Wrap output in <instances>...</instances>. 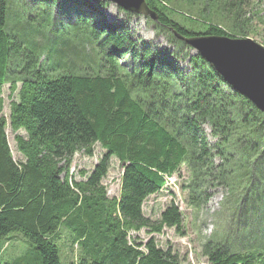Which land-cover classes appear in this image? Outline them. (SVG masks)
Returning <instances> with one entry per match:
<instances>
[{
  "label": "trees",
  "instance_id": "trees-1",
  "mask_svg": "<svg viewBox=\"0 0 264 264\" xmlns=\"http://www.w3.org/2000/svg\"><path fill=\"white\" fill-rule=\"evenodd\" d=\"M10 1L0 0V108L7 84L9 127L24 136H15L22 157L15 162L7 121L0 117V264H182L152 237L143 243L130 234L159 235L168 228L183 235V217L173 202L157 221L143 213L144 202L183 165L192 192L222 188L235 205L236 222L227 233L201 246L205 263L264 264V113L172 35L239 39L246 24L241 4L208 0L199 8L201 0H145L158 20L144 19L166 31L174 47L163 51L135 38L124 23L106 21L89 5L94 1L77 0L75 19L59 25H76L80 43L98 57L88 74L89 58L82 66L87 70L73 72L65 59L53 57L57 50L43 58L44 50L23 27L9 32ZM29 3L56 21L51 10L57 1ZM96 145L103 155L75 181L71 159L77 152L91 157ZM112 158L122 173L118 197L109 198L102 182ZM200 194L190 195L187 206H204L208 195ZM12 233L29 247L7 260ZM63 248L74 260L61 257Z\"/></svg>",
  "mask_w": 264,
  "mask_h": 264
},
{
  "label": "rangeland",
  "instance_id": "rangeland-1",
  "mask_svg": "<svg viewBox=\"0 0 264 264\" xmlns=\"http://www.w3.org/2000/svg\"><path fill=\"white\" fill-rule=\"evenodd\" d=\"M29 1L32 0H11L9 2L8 31L17 32L23 27L24 33H28L29 40L35 42L41 50H44L43 58L48 56V50H57V56L53 57L59 56L61 59H65L63 61L67 62L73 72L80 73L83 70H87L85 69L87 66L85 68L82 66L84 65L83 61L89 58V70L86 73L93 74L92 69H95L98 57L91 49V46L86 45V43H80V38H77L76 25H68L66 22L62 26L59 25L62 24V19H75L72 15L78 14V12L73 11L74 4L72 3L77 0H55L57 3L51 10L53 18L56 19L54 23L49 22L48 17L43 14L44 7L30 9ZM207 1L201 0L202 3L199 2L198 4L199 8L205 5ZM232 3L241 4L240 8L246 20V24L241 28L242 33H238L243 37L238 38L250 39L264 48V0H236ZM89 5L99 13L101 12L109 23H124L126 30L135 38H141L144 43L151 44L153 48H159L163 51L174 49L167 40L166 31L154 30L153 25L148 24L143 17L132 15L131 13L128 16L122 9L111 3H107L106 7L100 6L95 1L89 3ZM82 11L87 18L90 17L86 11ZM56 16H58V19ZM173 19L180 21L176 17H173ZM95 21L101 23V19H96ZM181 24L188 26L186 22ZM221 27L228 31L226 26L222 25ZM26 38L28 39V37ZM51 58L49 61H51ZM47 71L53 72L48 69ZM1 98L0 117L7 121L5 130L7 144L13 160L19 162L22 157L16 150L15 136L16 134L24 136V133L22 131L13 132L9 127L8 119L11 98L9 97L7 84L2 88ZM102 155L103 151L98 145L94 147L91 157L77 152L71 159L69 175L75 181L84 179L80 173L90 174ZM121 173L119 162L112 158L109 161L107 176L102 182L109 198L118 197L119 195ZM190 185V173L187 171L186 166L183 165L178 174L172 175L170 179L166 180L163 190L150 196L143 204L144 215L151 221H157L164 209L173 202L179 208L183 217V235L174 229L164 228L159 235H148L144 230H141L138 233L132 232L130 237L137 238L143 243L152 237L158 248L171 250L178 256L182 264H206L205 259L201 256L200 248L205 242L216 240L221 234L227 233L229 226L236 222L235 205H233L228 191L208 185L206 188L199 190L208 195V202L199 208L188 207L187 201L190 195L195 196L196 199L201 195L200 192H192ZM226 238L228 241L229 237L227 236ZM8 239L10 240L5 244L4 248V252L6 251L5 254L7 255L5 259L7 260L22 254L29 247L28 241L19 233L8 235ZM61 257L65 261H72L75 255L70 254L67 248H63L61 249Z\"/></svg>",
  "mask_w": 264,
  "mask_h": 264
},
{
  "label": "water",
  "instance_id": "water-1",
  "mask_svg": "<svg viewBox=\"0 0 264 264\" xmlns=\"http://www.w3.org/2000/svg\"><path fill=\"white\" fill-rule=\"evenodd\" d=\"M111 3L124 12L157 22V13L145 0H92ZM176 40L200 55L240 95L264 113V48L250 39L222 36L184 37L172 31Z\"/></svg>",
  "mask_w": 264,
  "mask_h": 264
}]
</instances>
